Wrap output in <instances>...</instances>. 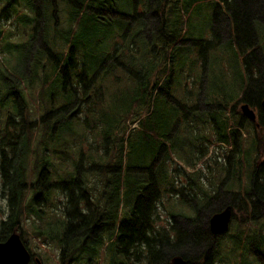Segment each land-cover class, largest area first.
Instances as JSON below:
<instances>
[{"label":"trees","instance_id":"1","mask_svg":"<svg viewBox=\"0 0 264 264\" xmlns=\"http://www.w3.org/2000/svg\"><path fill=\"white\" fill-rule=\"evenodd\" d=\"M6 1V8L0 11V196L7 215L0 221V242L13 233L24 234L23 225L28 223L43 243H53L60 250V264H74L84 255L99 261L108 250L110 264H171L177 256L185 264L264 262L262 228L249 238V249L238 248L239 231L230 238L229 250L221 243L223 237L212 236L208 229L211 216L227 206L246 214L250 223L264 220V169L252 171L247 187L240 188L242 172L251 164L250 154L256 151L258 162L264 156V88L251 76L256 64L249 69L245 63V94L230 112L225 110L231 119L226 123V135H221V120L215 116L219 107L209 114L213 108L204 103L202 92L198 107L208 112H194L210 125L201 127L203 133L210 128L214 142L233 148L229 155L223 154V163L212 158L217 168L228 170L220 192L216 186L205 188L202 170L196 169V161L203 160L214 143L207 133L195 150H185V167H191V173L187 168H175V172L170 165L175 161L173 151L154 150V133L149 135L158 132L157 127L152 129L151 100L156 96L157 102L159 92L170 98L177 60L174 48L181 43L172 38L170 26L166 27L167 34L164 25H152L144 16L115 15L116 19L109 20L112 11L105 0ZM220 3L213 18V32L224 24L228 40H232L238 36L239 26L258 41L261 39L256 36L258 32H251L253 6L249 0ZM62 12L68 19L67 26L61 25ZM11 18L18 26L17 33L3 24ZM162 20L165 24V12ZM109 22L114 27L113 35ZM248 48L241 51V58L249 52L255 57L260 45L257 42L254 50ZM21 67L29 74L25 75ZM34 85H38L37 91ZM256 85V97L248 98ZM245 87L240 90L244 92ZM27 91L37 92L32 105ZM240 103L259 109L260 128L236 112ZM74 122L82 131L85 129V135L102 140L88 154L76 150L79 135L74 131ZM134 124L137 127L131 128ZM245 125L255 129L251 145L236 128ZM138 129L146 133L142 141L147 150H141L140 139L130 150H124L122 143ZM65 130L70 132L68 138L63 136ZM242 144L248 145L246 150ZM63 150L67 156L71 152L79 155L78 159L67 158L71 167L59 176L55 168L66 162L64 158L57 160ZM153 162L155 167L150 168ZM175 173L182 185L179 189ZM90 178L93 183H89ZM29 180L33 181L29 184ZM98 186L101 192L97 195ZM57 192L65 200L61 216L46 211L50 197ZM164 194H173L177 200L167 206ZM219 201H227L226 206H217ZM159 205L166 209L169 220L177 225L180 222L178 227L159 224ZM123 208L129 209L128 215Z\"/></svg>","mask_w":264,"mask_h":264},{"label":"rangeland","instance_id":"2","mask_svg":"<svg viewBox=\"0 0 264 264\" xmlns=\"http://www.w3.org/2000/svg\"><path fill=\"white\" fill-rule=\"evenodd\" d=\"M1 1L0 11L5 9L6 7H4V5L5 3L7 4L6 0ZM105 1H107L105 6L109 7V9L112 11L109 14V20H111V18L116 19L117 16L115 15H122L125 17L144 16L146 20H151L150 23H152V25H164L165 28L163 26V29L167 34L169 33L166 27L170 26L172 38H176L177 40L181 41V43L177 45V48H174L176 51L177 60H175V68L172 72V83L169 89L170 98H167L164 93L159 92L157 102L156 96H154L151 100V108L153 112L151 120L155 125L152 129L157 127L158 132L152 131V133H149V135H153L154 133V138L151 137L155 140L154 150H159V148H162V150L173 151L174 156H172L175 157V161L170 165H172L174 171L175 168H187L185 167V150H195L198 147L197 142L199 141V139L201 137L205 138L207 134L211 137L210 141H215V134L212 135L210 128L209 130H207V132L204 131V133H207L205 135L201 128H208L210 127V125L207 122H202L201 117H197L196 115H194V112H208L204 111L203 108H201L203 111H200L201 109L198 107V98H202V96H199L200 93L202 92V95H204L205 97L204 103H207L206 105H212L213 109L209 111V114L215 111L214 107H219V109H216L217 115L215 116L221 120V123L219 125L221 135H226V123L230 122L231 119L225 112V110L230 112L232 106L244 96L245 90L248 86L247 84H245L247 66L249 69H252L253 65L256 64L254 65L255 67L253 68L251 76H253L259 82V87L264 88V76H262V74H264V0H249V2L253 6L251 32L252 34L258 32L256 36H261V39L259 38V41L258 38L254 36V34L253 36H250V32L247 34L244 30L241 29V27L239 28V26L238 36L235 39L233 38L232 40H228V34L226 32L228 30V27L224 24L218 26L219 30H217V32H213V18L218 5H221L220 0ZM222 7L224 8L223 4L221 6V9H223ZM19 10L20 12L22 11L21 8H19ZM66 10L69 11L70 9L66 7ZM22 12H24V10ZM164 12L166 20L165 24L167 25H165L164 20H162ZM60 20L62 26H67V24H69L68 19L64 16L63 12L60 13ZM161 21H163V23H161ZM13 22L14 19L11 18L9 21L3 22V24L9 27L14 33H17L19 30L18 26L13 24ZM109 25L111 27V33L113 35V24L109 22ZM172 38H170L169 40L172 41ZM251 42L254 43H252L248 48ZM257 42L260 45V49H255V44ZM246 48H248L249 51L255 49V57L254 54L252 55V53L249 52L247 55H245V58H241L239 55L241 51L245 50ZM245 63L247 64V66ZM21 70L25 75L29 74L28 69L26 70L24 67H21ZM244 86L246 87L244 89V92H242L243 89L240 90V88H243ZM258 86L256 85L255 88H252V91L247 94L248 98L254 99L256 97V92L259 89ZM34 88L37 91L38 85H34ZM26 94L28 102L31 103V105L35 103V100L37 99V92H34V94H32L30 92L28 93L27 91ZM209 99L211 100L210 102H208ZM238 106L236 107V109L238 110L236 112L241 114ZM226 107L229 109L227 110ZM251 109H254L257 116L259 117V109ZM218 113L222 114L218 115ZM238 113L236 114L237 116ZM36 117L39 118L38 113ZM236 121L237 125L240 124L239 119ZM136 127L137 124L131 125V128ZM73 128L74 131H77L76 133L79 135V148H77L76 150H83L86 154H88L89 150L95 149V147H97L102 142L99 137L93 135H85V129L83 128L82 131V127L77 122L73 123ZM236 128H238L240 136L246 138L245 142L251 145V136H254L256 134L254 126L252 125L249 127L245 125V128ZM140 129H142V126L140 127ZM140 129H138L137 132L135 130L127 136L124 144L122 143L124 150H130L131 145L137 139H140L141 143H143V149L141 150H147L145 142L142 141V139L146 137V133L144 130L140 132ZM228 129L230 130V128ZM69 133V131L65 130L63 132L64 138H68ZM82 135L86 138H82ZM247 146V144H242V148L244 150L247 149ZM252 147H254V145ZM208 148V153L206 154L205 158L203 160L196 161V169L202 170V181L205 188H212V186H216L218 191L220 190L221 192V186L224 182V179L226 178L228 170L226 169V171H221L219 168H217L218 166L214 163L215 161L212 158L215 157V160H217L216 162L223 163V154L226 153L227 155H229V150H231V148H226L225 145H221L220 143L216 142H214ZM74 153L75 152H71V154L69 153V156L78 159L79 153H77L76 155ZM69 156H67L65 151L63 150V154L61 153L59 155V158H57V160L61 161H63V158L66 160V162L58 164L55 168V171L59 174V176H62L64 170L68 169V167L71 165L67 161V158ZM257 156L258 155L256 154V151L250 154L249 159L251 158V164L247 165L244 168V172H242V176L240 178L241 190H244L247 187V178L252 174V171L257 170V172H260L264 169V166L262 164L264 156H261V162H258L260 159L258 160ZM218 159L221 161H218ZM51 160L54 161L53 158H51ZM149 166L150 168L155 167V162H153ZM187 171L191 173L193 169L189 167L187 168ZM239 175H241V173ZM175 177L176 188L179 189L182 185L178 182L179 178L177 173H175ZM32 181L29 180L28 183ZM88 181L89 183L90 181L91 183H93L92 178H90ZM96 182L99 183L97 180ZM99 192H101L100 186L97 187L96 194L98 195ZM50 199L51 202L47 205L45 204L47 206L46 211L50 213L52 211V213L55 212L58 216H61V213L63 212V205L65 202L64 196L62 195V193L57 192L54 193L50 197ZM162 199L164 204L168 206L171 203V200L172 202L176 201L177 197L173 194H164ZM226 203L227 201H219L217 203V206L224 208L226 206ZM122 212L128 215L129 209L123 208ZM158 213L160 225L164 227H167L171 224L177 225L175 222H172V220H169L170 217L166 209L162 205H159ZM233 214L234 216L232 218V222L229 226L228 232L221 236L223 237L221 239V243L223 244L224 249L229 250V248L232 247L230 238L236 236L239 231H241V238L239 242L240 247L238 248L249 249L251 245L249 243V238L256 234L261 228L264 233V220L259 221L255 224L248 222V217L246 216V214L240 213L237 210L234 211ZM6 215V205L0 196V221L5 218ZM29 224H31V221L29 222ZM179 224L180 222L178 223V225ZM30 230L31 229L29 228L28 223H25L23 225L24 234H19L25 247L30 253V264H36L35 259H38L41 264H60V250L56 248L53 243H43V240L36 237ZM247 256L249 260H252L251 255L247 254ZM174 258H172L171 264H173ZM257 261V264H264L262 260ZM109 262L108 250V252L103 253L99 261H97L95 257H90L88 259V257L84 255L74 264H110ZM128 264L146 263H134L133 261H129ZM217 264L225 263L217 262Z\"/></svg>","mask_w":264,"mask_h":264},{"label":"water","instance_id":"3","mask_svg":"<svg viewBox=\"0 0 264 264\" xmlns=\"http://www.w3.org/2000/svg\"><path fill=\"white\" fill-rule=\"evenodd\" d=\"M261 109L264 113V98L261 101ZM240 112L248 121L257 124L256 114L247 104L240 106ZM232 216L233 211L230 206L213 214L208 223L211 235L219 237L226 234L229 230ZM30 259V253L18 233H13L6 241L0 242V264H29ZM185 263V260L180 256L174 258L173 261V264Z\"/></svg>","mask_w":264,"mask_h":264},{"label":"flooded vegetation","instance_id":"4","mask_svg":"<svg viewBox=\"0 0 264 264\" xmlns=\"http://www.w3.org/2000/svg\"><path fill=\"white\" fill-rule=\"evenodd\" d=\"M107 8H109V7H107ZM109 10V9H108ZM108 14H109V11H108ZM244 103H240L239 104V106H238V109H239V111H240V106L241 105H243ZM249 106V105H248ZM250 107V106H249ZM253 111L255 112V114H256V111L253 109ZM241 113V112H240ZM241 116H242V114H241ZM256 118H257V114H256ZM257 121H258V118H257ZM255 126H256V128H260L259 126H257V124H254ZM234 147H235V145H234ZM236 148V147H235ZM231 150H233V148L231 149ZM209 223V222H208ZM208 229H209V226H208ZM31 261V260H30ZM35 263L36 264H41V262L38 260V259H35ZM30 264V263H29Z\"/></svg>","mask_w":264,"mask_h":264}]
</instances>
